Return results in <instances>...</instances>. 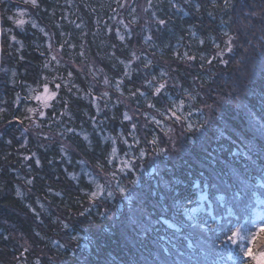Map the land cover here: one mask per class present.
I'll return each instance as SVG.
<instances>
[{"label":"trees","instance_id":"1","mask_svg":"<svg viewBox=\"0 0 264 264\" xmlns=\"http://www.w3.org/2000/svg\"><path fill=\"white\" fill-rule=\"evenodd\" d=\"M139 1L135 3L138 5ZM38 2V8L29 5L30 16L45 29L47 36L33 29L30 23L23 29L14 27L7 19L11 13L8 3L15 6L14 1L5 0L0 5V109L5 110L0 113V264H237L239 244L245 250L252 247L254 253L264 251V229L260 230L254 246L249 243L254 231L252 221L264 222V172L261 171L264 169V34L259 23L252 24L235 16L229 21L228 16H223L229 22L222 25V14L212 7L211 0H193L203 10L196 13L185 6L188 15L176 13L170 8L169 0H153V7L144 12L142 27L138 14L135 23L129 24L132 17L127 12L118 9L119 15L114 13L115 0ZM143 2L147 7L146 0ZM248 2L259 5L254 9L256 12L264 8V0ZM153 13L168 21L165 28L158 30ZM121 19L123 24L119 23ZM77 24L81 27L77 28ZM117 30L125 37L123 40L118 38ZM222 30L230 31L236 38L234 53L226 57L228 64L213 60L209 65L207 60L217 51L213 38L223 46ZM10 35H15L21 43L10 42ZM146 35H152L151 42L145 43ZM134 51L139 56L135 61ZM177 51L180 59L173 54ZM184 52L195 59L184 60ZM145 58L152 61L147 70L143 68ZM76 65H83L84 70H76ZM126 65L129 76L124 75ZM161 71L171 77L168 95L152 97V90L142 85L146 75L151 79ZM68 72H72L71 77ZM105 78L109 85L104 84ZM117 80L122 81L120 92L115 89ZM45 83L50 90L57 91L59 102L54 101L52 107L44 109V117L33 116L39 127L28 120L24 124L16 123L14 116L23 119L27 107H39L28 97L35 94L30 89L42 92ZM57 83L61 84L59 89L55 87ZM174 83L179 86L173 87ZM136 88L146 92L156 109H149L148 101L139 94L131 96ZM184 89L190 90L194 97L186 105L193 113L189 119L197 124L208 121L199 132L184 134L191 143L182 139L177 125L165 121L158 112L179 99ZM105 91L107 97L96 102L98 112L88 93L100 97ZM217 97L223 100L221 104ZM125 112L133 116L132 121L121 122ZM145 114L160 119L161 126L147 123ZM132 123L137 124L136 134L141 139L145 135L150 139L155 132L163 144H168L164 132L171 127L177 151L167 157H155L151 165L153 172L146 170L138 174L140 183L135 191L139 199L126 203L117 196L106 204L98 202L101 211L108 209L103 216L98 215L97 207L85 211L89 205L83 192L94 185L83 177L82 165L77 161L87 162V170L103 183L104 175L96 163L105 162L111 151V140L106 137L118 139L122 134L131 143ZM68 128L74 131L68 132ZM116 147L121 156L127 150V145L119 140ZM25 156L29 159L25 160ZM36 159L40 160V167L36 166ZM147 160L143 163L147 164ZM28 179L33 180L30 187L26 184ZM215 185L240 191L235 200L231 193L224 200H217L223 193L215 191ZM17 189L22 196L16 195ZM150 192L157 195L152 197ZM204 192L209 196L203 210L191 213L198 225L194 226L198 242L192 249L185 243L182 256H163L162 249L151 244L152 235L140 233L130 222L145 197L150 204L165 197V202L171 205L179 193V203L190 211L200 207L196 201ZM28 205L40 213L39 220ZM81 211H85L84 216L78 215ZM147 211L152 208L148 206ZM184 211L182 207L178 217H173L170 211L165 218L177 223V227L182 222L187 228L193 221ZM159 216L157 211L153 218ZM201 218L209 222L215 219L216 224L205 229ZM54 221H65L69 228L64 230ZM221 226L242 228L241 236L249 238L239 239L238 245H213L211 241L217 235L224 240L230 234L227 229L225 234L217 232ZM5 236L9 239L5 240ZM73 236L78 240L73 241ZM239 261L254 264L242 255Z\"/></svg>","mask_w":264,"mask_h":264},{"label":"snow or ice","instance_id":"2","mask_svg":"<svg viewBox=\"0 0 264 264\" xmlns=\"http://www.w3.org/2000/svg\"><path fill=\"white\" fill-rule=\"evenodd\" d=\"M146 2L147 7H144L143 5H137L135 3V0H115L117 8H113L112 11L114 13H117V15H119V12L117 11L118 9L127 12L132 17V20L129 21V24L135 23L138 8H140L144 12H147L149 8L153 7V0H146ZM4 3L5 0H0V5H3ZM23 3L25 5H30L31 8L39 7L38 0H23ZM211 3L212 7L219 9L220 13L222 14V25H226L233 18V16H235L237 19L243 17L245 19L250 20L252 24L259 23L260 31L262 34H264V8H262L260 12H256L254 10L256 7H259V5L250 4L248 0H211ZM169 6L171 9L175 10L176 13L184 12L185 15L189 14L185 11V6L188 9H194L196 13H200L203 10L202 5H194L193 0H182V3L175 2V0H169ZM27 15L28 13L26 11H19L15 14V16L18 18H15L13 15H9L7 19L9 21H12L15 27L19 29H23L26 24L30 23L33 29H38L41 33L47 36L48 34L45 32V29L40 27L35 20H26L24 18ZM152 15L153 19L155 20V23L158 25V30L166 27L168 21L163 18H157L155 16V13H153ZM209 15L212 16L213 19H215V16H213L211 12L209 13ZM223 16H228L229 21L224 20ZM113 19H115V17H113ZM119 23L123 24L124 20L121 19ZM76 27L80 28L81 25L77 24ZM222 35L223 37H225V39L223 40V46H221V44L219 43H216L215 38H213V47L217 49V51L214 53L212 59L207 60V63L209 65L213 63V60H218L220 64H228L229 59H227L226 57H229L230 54L234 53V43L236 38L228 30H222ZM117 36L121 40L125 38L124 36L120 35L119 30H117ZM193 36H195V33H193ZM262 38H264V35H262ZM152 39V35L144 36L145 43L151 42ZM9 40L10 42L15 44L21 43L19 40H17L15 35H10ZM200 43L203 44L204 41L201 40ZM61 47H63V45H61ZM173 54L177 56V59H180L178 51L174 52ZM83 55L84 53L81 52V56ZM55 59L56 57L53 56V60ZM138 59L139 56H137L136 52L134 51L132 53V60L135 61ZM183 59L186 61H192L195 59V57L190 55L188 52H184ZM121 63H123V61H121ZM45 66L47 67V65ZM151 66L152 61L147 60L145 58L143 68L147 70ZM203 67L204 64L202 63L201 68ZM124 75L129 76L128 65L125 66ZM13 76H15V73H13ZM68 76L71 77L72 72H68ZM93 79H95L94 75ZM170 80L171 77L169 76V73L161 71L159 76L152 75L151 79H147L146 75L145 83L144 85H142V87L151 89V96L159 98L168 95L167 89ZM121 83V80L116 81L115 89L117 92H120ZM104 84L109 85V80L107 78L104 79ZM178 86V84H173V87ZM42 87V92H37L36 89H30V92L35 94L30 95L28 97L29 100L35 101L39 107H27V115H25L23 119H21L19 116H14L13 119L16 123L24 124V121L28 120L31 122L32 125H36V120L33 119V116H36L38 118L44 117V109L52 107V102L54 101L59 102L57 100V91L50 90L48 83L43 84ZM55 87L56 89H59L61 87V84L57 83ZM137 94H139V97H142L148 101L147 107L149 109H156L155 103L148 100V95L145 91H142L141 88H136L134 91H131L132 97H135ZM88 95L91 98L92 104L97 107L99 112V106L96 102L100 98L107 97V91L101 93L100 97L92 95L91 92H89ZM193 99L194 97L191 91L188 89H184L182 94H180L179 99L173 101L167 107L158 110L159 115L162 116L165 121H171L172 124L177 125L180 128L182 139L188 140L189 143H191V139L185 136L184 134L199 132L200 129L204 127V124L208 122L207 120H204L203 122L197 124V122L191 121L189 119V117H191L193 113L190 110V106L186 108V105H189V102ZM237 99H239V97H237ZM19 102L20 97L19 94H17V99L15 103L18 105ZM64 104L65 108H67L68 101L65 100ZM207 107L211 109L212 106L207 105ZM4 111V109H0V113H3ZM63 114L64 113H61V115ZM92 119L93 121H95V117H93ZM132 120L133 116L129 115L128 112H125L123 114L121 122L123 123L124 121ZM145 120L147 123H152L156 126H161L162 124V121L160 119H157L155 116L149 117L147 114H145ZM11 122L12 121H9V123ZM36 126L39 127V125ZM146 126L147 124L145 125V127ZM67 131L72 132L74 130L72 128H68ZM171 131H173V129L169 127L168 131L164 132V135L168 137V144H163L161 139L158 137L157 134H155V132H153L150 139L147 135H145L144 138L141 139L136 134V123L131 124V132L129 133V135L131 136V143L122 134L119 136L118 139L113 137H106V139L111 140V151L108 157L106 158L105 162L102 163L100 161H97L96 163V168L106 178L103 183L98 182V180L93 177V174L87 170V162L77 161V163L82 165L83 177L86 178L92 185H94V187L91 188L89 191L83 192V195L87 197V203L89 205V209H85V211H89L91 207H97L98 215L103 216L107 213L108 209L105 207L103 211H101L98 207V202L106 204L107 202L116 199L117 196H119L121 199L128 200L129 202L139 199L135 189H137L140 183L138 174L140 173L145 159L149 157H167L169 156L170 152L177 151L176 140L172 136H169V132ZM24 132L27 133L28 128H25ZM85 139H87V137H85ZM118 140L119 142H122L127 145V150L123 152L122 156L119 155L117 151L116 145L118 143ZM8 143H11V141H8ZM61 152H65V147L61 148ZM24 159L27 160L29 159V157L25 156ZM67 162L68 164L72 163L70 159H68ZM35 163L37 167H40L41 162L39 159H36ZM49 163H51V161ZM261 171L264 172V169H262ZM26 184L30 187L33 184V180L28 179L26 181ZM197 187H199V185H197ZM214 187L215 191L223 193V196L216 197L217 200H224L225 197H227L230 193L232 199L235 200L237 197V192L240 191L239 188H237V192H232V189L230 187H220L219 185H215ZM16 195L19 197L22 196L23 193H21V191L17 189ZM57 195H59V193H57ZM149 195L155 197L157 194L155 192H150ZM208 196V192L202 193L199 196V199L196 201V203L199 204L200 207L192 208L190 211L187 210V207L185 205L179 203L181 199L179 193H177L173 197V203L171 205L165 202V197H159L151 204L148 198L145 197L143 198L142 204L137 209L138 214L133 215L130 218V222L134 226V228H136L140 233L152 235L151 244L159 246L163 251V256H182L184 254L185 243L187 244V248L192 249L194 248V245L198 242L197 234L194 231V226L198 225L195 224L196 218L192 216L191 213L202 211L203 204L208 199ZM37 203L39 204V201H37ZM241 203H244V201H241ZM148 206L152 208V211H147ZM28 207L31 211L34 212L37 220H39L40 213L35 208H32L31 205H28ZM39 207L42 209L43 205L40 204ZM182 207L185 208L184 215L187 216L189 220L193 221V224L188 225L187 228H184L182 222L181 227H177V223L165 218V215L168 214L170 211L173 217H178L180 214V209ZM211 207V204H209V214H211ZM85 211L79 212L78 215L84 216ZM157 211L160 212V216L159 218L154 219L153 217ZM56 222H59L64 230H67L69 228L68 223L65 221H54V223ZM201 223H203L205 229H211L213 225L216 224V221L215 219H212L211 222H209L208 220L201 218ZM252 228L254 229V231L252 232L249 238L247 236H241V233L243 231L242 228L230 229L227 228V226H221L216 229L217 232H219L220 234H225V231L227 229L230 234H228L226 236V239L224 240H221L220 236L217 235L216 239L214 241H211V243L213 245H224L229 243L232 245H238V239L249 238V243L254 246L257 238L259 237L260 230L264 229V222L253 220ZM37 235H39V233H37ZM4 239L7 240L9 239V237L5 236ZM71 239L73 241H77L78 237L73 236L71 237ZM145 246L147 247L149 245L145 243ZM239 247L240 255H242L245 259L250 258L254 262V264H264V251L254 253L252 247H249L247 250H245L243 244H239ZM24 251L27 252L28 249L25 248ZM240 255H237V264H239Z\"/></svg>","mask_w":264,"mask_h":264},{"label":"rangeland","instance_id":"3","mask_svg":"<svg viewBox=\"0 0 264 264\" xmlns=\"http://www.w3.org/2000/svg\"><path fill=\"white\" fill-rule=\"evenodd\" d=\"M12 1H14V3H17L15 6L14 5H11L10 3H8L9 4V6H10V8H11V13H10V15H13L15 18H18V17H16L15 16V14L17 13V12H19V11H26L27 13H28V15L27 16H25L24 18L26 19V20H29V19H31V13H32V10L29 8V5H25L24 3H23V0H12ZM19 2V3H18ZM138 5H143L144 6V2H143V0H140L139 2H138ZM137 14H138V16L140 17V23H141V26L140 27H142V26H144V23L142 22V21H144V11H142L140 8H139V10L137 11ZM32 20V19H31ZM13 23V22H12ZM14 27H15V25H14ZM54 55L56 56V57H58V53L57 52H54ZM75 69L76 70H79V71H83L84 69H83V65H76L75 66ZM98 77V76H97ZM217 101H218V103H222L223 102V100L221 99V98H219V97H217ZM210 115V121H211V114H209ZM209 117V116H208ZM171 134H172V137L175 139L176 137H175V133H172L171 132ZM154 159L155 158H151V157H149L148 158V160H147V164H144L143 163V165H142V168H141V170H140V173L142 172V171H146V170H148V171H152L153 172V167H151V165H152V163H153V161H154ZM103 179H106L104 176H103ZM124 200V199H123ZM126 203H129V201L128 200H124ZM239 240V239H238ZM242 260V259H241ZM240 262L241 261H239V264H240ZM237 263V262H236ZM243 264H245L244 262H243Z\"/></svg>","mask_w":264,"mask_h":264},{"label":"water","instance_id":"4","mask_svg":"<svg viewBox=\"0 0 264 264\" xmlns=\"http://www.w3.org/2000/svg\"><path fill=\"white\" fill-rule=\"evenodd\" d=\"M0 57H1V24H0Z\"/></svg>","mask_w":264,"mask_h":264}]
</instances>
